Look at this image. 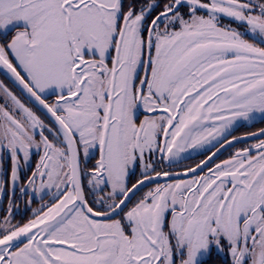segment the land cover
Listing matches in <instances>:
<instances>
[{
    "label": "snow or ice",
    "instance_id": "1",
    "mask_svg": "<svg viewBox=\"0 0 264 264\" xmlns=\"http://www.w3.org/2000/svg\"><path fill=\"white\" fill-rule=\"evenodd\" d=\"M0 264H264V0H0Z\"/></svg>",
    "mask_w": 264,
    "mask_h": 264
}]
</instances>
